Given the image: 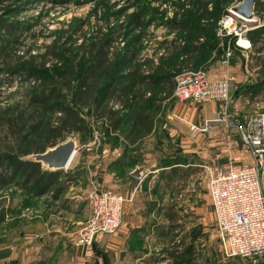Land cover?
Returning a JSON list of instances; mask_svg holds the SVG:
<instances>
[{
  "label": "rangeland",
  "instance_id": "obj_1",
  "mask_svg": "<svg viewBox=\"0 0 264 264\" xmlns=\"http://www.w3.org/2000/svg\"><path fill=\"white\" fill-rule=\"evenodd\" d=\"M233 1L227 9L228 15H224L220 19L214 17L213 22L210 23L207 19L204 21L199 19V13L193 10V0H96L81 5H59L53 4L49 0H9L0 4V16L16 22L20 26L18 34L11 35L8 38L13 42H18L11 49L16 57H11L9 60L16 64L19 61H31L33 55L43 54L47 47L54 44L57 46V43L59 48L65 47L64 49H68L67 44L72 33L71 30L79 25L88 24L83 27L84 32H94L100 29L105 32L109 28L123 24L125 18L135 13L138 7L149 6L151 13L148 18L154 20L153 23L143 31L132 33L125 42H119L115 45L116 50L120 51L122 55L138 36V38H141L136 43L139 56L154 62L153 66L146 69L150 73H158L159 71H155L154 68L161 66L171 67L176 72L184 69L202 70L210 80L216 81L224 80L227 73L231 74L235 80L230 87L231 103L225 107V110H227L229 116L238 114V116H245L246 118L264 114V93L257 97H253L249 93V90L253 88L252 86L264 82V68L257 67L256 62L251 60V46L249 48L241 46V40H247L251 45L247 36L241 35L242 33L238 30V32L230 28L223 30L220 22L226 16H231L234 19L235 26L236 24L239 26L246 25L248 30H251L264 24V10L256 11V21H247L231 12V8L242 0ZM263 3L264 0H259L257 6ZM94 9L98 11L96 16H92ZM124 10H127L124 16L117 15ZM173 20L192 23L198 29L200 28L199 30L204 34V38L198 43L207 46L209 50L205 53H199L193 58L179 55L181 47L198 43L195 39V31L174 29L165 24V22ZM80 38L83 39L81 36ZM81 43L80 40L78 44ZM163 50H165L163 56L159 55ZM228 55H230V64L226 65ZM59 66L60 63L54 60L48 63L46 69L54 70ZM21 76L23 75L16 77L12 87L8 88L5 84L0 88V108L2 109L0 115L15 122L10 126L0 127V158L20 156L21 160H28L33 155H25V145L21 141L23 135L20 133L16 122L19 126L24 123V119H20V112H24V116L31 115V122L40 121V108L29 104L30 98L38 95L40 85L34 78L30 82L23 83V79H21L23 77ZM6 78L7 74L3 72L0 75V83ZM106 83L107 79L103 78L100 81V86L103 87ZM102 87H99V89ZM68 98L73 99L71 96H68ZM147 98H150V101L143 106V110L154 118L155 131L152 136L143 137L139 144L134 147V151H130L133 145H128L130 141L128 143L126 139L127 132H129V122L125 123V126L119 131L113 132L107 121L95 114L91 106L79 108L88 126V131L85 134L79 132L65 134L63 138L58 140V144H60L72 138L78 144V153L70 166L61 173L62 182L68 178H75V183L78 182L80 173H84L85 169L93 168L94 164L90 162L95 163L101 160L105 150L109 151L110 148L113 149L112 158L125 161L121 165L113 166L118 176L124 178L136 167L150 163L147 159V153L149 152L153 158L155 157L158 160L157 165H160L161 160H168V154L171 155L173 164L174 161L176 163V161L183 160V158L180 159L179 154H183L185 150L187 152L190 150V152H193L191 154H194L191 157V163H204V166L205 162L203 160L206 161L207 158L203 159L201 156H205L204 153H207L205 147L210 144V149L216 148L215 145L213 146L216 141H226L227 143L225 144V161L226 159L229 161L230 158L237 161L234 157L235 153L248 152L243 146L236 129H228L218 138L213 137L209 131L205 132L203 130L205 124L213 119L215 110H221L219 104L196 101L184 102L178 100L174 95L168 97L164 93H147ZM55 116L54 114L46 115L45 122L53 120ZM130 119L131 117L127 115L126 121ZM182 120L194 124L196 130L192 131L190 126ZM223 124L220 123L222 128ZM128 147L129 149H126ZM167 149H171V152H167ZM174 150L175 153H173ZM124 151H127L125 156H123ZM248 153L250 154V152ZM216 155L210 151L209 160H216ZM153 164L154 162H151L150 166ZM177 174L179 173L177 172ZM203 175L200 180L195 179L185 182V180L177 179L176 182H172V186L165 188L163 194L160 195L161 203H159V206H164L166 209L165 216L169 218V216H175V213H177L178 219L169 223L163 217V226L169 228L172 234L167 235L166 238L164 237L165 241H163L162 246L146 248L145 252L150 255L158 254L156 258L163 261L165 260L164 257L167 259L168 254L174 253L177 246L182 244L183 238L187 237L186 245L191 246L192 249L186 260H191L190 263L192 264L245 263L243 259L224 261L219 253V241L215 231L212 207L207 194L208 175L205 172ZM195 188L197 190L190 193ZM18 190L14 185L5 188L0 187V222L4 215L8 214V208L6 207L10 209L14 197L22 206L23 211L26 213L33 212L28 217H34L33 209L36 210L34 204H32L34 200H31V196L23 192L18 195ZM187 197H189L188 201H186ZM43 205L45 207H56L55 204L47 202H44ZM198 205L202 209L200 214L205 225H199V220L194 213L195 207ZM88 219L84 221L83 225L78 226V234ZM1 234L2 231H0ZM168 260V262L161 264H183L171 259V257Z\"/></svg>",
  "mask_w": 264,
  "mask_h": 264
},
{
  "label": "trees",
  "instance_id": "obj_2",
  "mask_svg": "<svg viewBox=\"0 0 264 264\" xmlns=\"http://www.w3.org/2000/svg\"><path fill=\"white\" fill-rule=\"evenodd\" d=\"M4 1L9 0H0V4ZM49 1L59 5H81L96 0ZM233 2V0H193L192 6L193 10L199 13V19L203 21L207 19L210 23L213 22L214 17L220 19L228 15L227 9ZM260 10H264V3L256 7L257 12ZM126 11L117 15L124 16ZM97 13V9H94L92 16H96ZM150 13L149 6L138 7L135 13L125 18L123 24L109 28L105 32L102 29L84 32L83 27L88 24L79 25L71 30L68 49L59 48L57 43V46L54 44L47 47L43 54L33 55L31 61H19L16 64L9 60L11 57H16L11 49L18 42L8 38L18 34L20 26L0 16V66H2L0 75L3 72L7 74V78L0 83V88L5 84L8 88L12 87L19 75H23L21 76L23 83L30 82L34 78L40 85L38 95L31 97L29 101L31 106L40 108V121L31 122V115L24 116V112H20V119H24V123L19 126L16 122L23 135L21 141L25 145V155L44 153L48 148L55 147L65 134L74 132L85 134L88 126L79 110L83 107L91 106L95 114L107 121L113 132L119 131L129 122L126 139L130 143H135L154 131V118L143 110V106L150 101L147 93H164L171 97L175 90V76L182 70L176 72L173 68L164 66L154 68L155 71H159L158 73H150L146 70L153 66L154 62L139 56L136 43L141 38L138 36L122 55L115 47L119 42H125L132 33L143 31L150 26L154 21L148 18ZM165 24L174 29L195 31L197 43L204 38L200 28L192 23L173 20ZM246 36L251 42V60L256 62L257 67L264 68V24L249 30ZM80 40L82 43L78 44ZM207 50H209L207 46L195 43L181 47L179 55L193 58ZM54 60L60 63V66L54 70L46 69L48 63ZM103 78L107 79V83L102 87L100 81ZM252 87L249 90L251 96L263 95L264 82ZM68 96L73 99L70 100ZM49 114L56 116L53 120L45 122V116ZM127 115L131 117L129 121H126ZM11 124H15L14 120L0 115V127ZM61 173L62 171H44L40 163L21 160L20 156L0 158V187L14 185L34 197L52 194L53 200H59L64 190L76 181L75 178H68L62 182ZM177 217V213L175 216H169L170 222L177 221ZM186 238H183L182 244L177 246L174 253L168 255L175 261L192 264L191 260H186L192 249L191 246L186 245Z\"/></svg>",
  "mask_w": 264,
  "mask_h": 264
},
{
  "label": "crops",
  "instance_id": "obj_3",
  "mask_svg": "<svg viewBox=\"0 0 264 264\" xmlns=\"http://www.w3.org/2000/svg\"><path fill=\"white\" fill-rule=\"evenodd\" d=\"M182 121L187 123L192 131H194L192 127L196 128L194 124ZM154 131L148 136H152ZM140 141L141 139L135 143L127 141L128 145H133L130 151H134V147ZM225 144H227L226 141H216L213 144L216 148L210 149V144L205 147L207 153L205 152V156H201L203 159L207 158L206 161L203 160L205 166L204 163H191V157L194 154H191L193 152L190 150L179 154L180 159L183 158V160L176 161L179 164H176L175 161L172 164V157L168 154V160L162 161L160 157V165H157L158 160L153 158L149 152L148 155L146 154L147 159L154 164L150 166V163H147L141 166L145 167L141 180L131 176L137 167L130 171L126 178L118 176L113 166L121 165L125 161L112 158L113 149L110 148L109 151L105 150L101 160L95 163L91 161L90 163L94 164L93 168L85 169L84 173H80L78 182L71 183L57 201L52 199V194L34 197L30 193L18 190V195L23 192L31 196V200H34L32 204L36 210L33 209L34 217H28L31 214L23 211L15 197L10 209L6 207L8 214L4 215L0 222V231H2L0 235V264H161L168 262L169 256L160 261L156 258L158 254L150 255L145 252L146 248L162 246L166 236L172 234L169 228L163 226V217L166 222H171L165 216L164 206H159L160 195L177 179L185 180V182L200 180L203 178L204 172L208 173L209 168L227 164L229 161L224 159L226 157ZM186 148L188 149V147ZM167 150V152H171V149ZM210 151L212 154H217L216 160H209ZM126 152H123V156ZM234 157L236 162L241 164L253 163V157L245 151L235 153ZM191 167L193 169H190ZM96 186L112 189L124 195L128 202L125 205L123 226L118 233L104 236L92 248L86 249L76 245L77 228L83 225L91 215L89 194ZM196 190L195 188L192 192ZM44 202L55 204L56 207H45ZM201 210L198 205L195 207L194 213L199 220V225H205L200 214ZM240 264L263 263L245 260V263Z\"/></svg>",
  "mask_w": 264,
  "mask_h": 264
},
{
  "label": "built area",
  "instance_id": "obj_4",
  "mask_svg": "<svg viewBox=\"0 0 264 264\" xmlns=\"http://www.w3.org/2000/svg\"><path fill=\"white\" fill-rule=\"evenodd\" d=\"M220 23L223 30L234 29L244 36L249 31L246 25L235 26L231 16H226ZM164 53L165 50L159 55ZM229 56L226 65L230 64ZM234 80L228 73L224 80L216 81L210 80L202 70L184 69L175 76L174 96L184 102L219 104L221 110H215L213 119L203 130L218 138L226 130L236 129L243 146L253 157V163L249 165L230 158L224 166L209 168L207 194L222 259L264 264V114L246 118L238 114L227 115L225 107L231 103L230 87ZM220 123H224L223 128ZM89 200L91 215L76 240L77 246L87 249L104 236L118 233L128 202L124 195L99 186L93 189Z\"/></svg>",
  "mask_w": 264,
  "mask_h": 264
},
{
  "label": "water",
  "instance_id": "obj_5",
  "mask_svg": "<svg viewBox=\"0 0 264 264\" xmlns=\"http://www.w3.org/2000/svg\"><path fill=\"white\" fill-rule=\"evenodd\" d=\"M259 0H242L231 8V12L247 21H256V6ZM78 151L75 139H68L55 147L48 148L44 153L33 154L29 161L40 163L44 171L58 172L66 170L72 163ZM145 167H137L131 176L141 180Z\"/></svg>",
  "mask_w": 264,
  "mask_h": 264
},
{
  "label": "bare ground",
  "instance_id": "obj_6",
  "mask_svg": "<svg viewBox=\"0 0 264 264\" xmlns=\"http://www.w3.org/2000/svg\"><path fill=\"white\" fill-rule=\"evenodd\" d=\"M240 44H241V46H244V47H250V43L247 41V40H241L240 41ZM196 128L194 127V130H195Z\"/></svg>",
  "mask_w": 264,
  "mask_h": 264
}]
</instances>
